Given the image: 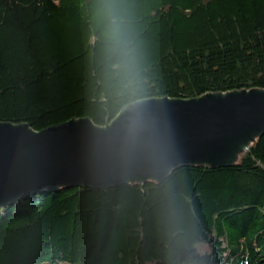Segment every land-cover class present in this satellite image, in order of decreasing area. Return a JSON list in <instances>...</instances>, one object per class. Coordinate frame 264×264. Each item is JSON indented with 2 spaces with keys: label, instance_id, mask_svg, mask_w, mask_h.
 <instances>
[{
  "label": "trees",
  "instance_id": "1",
  "mask_svg": "<svg viewBox=\"0 0 264 264\" xmlns=\"http://www.w3.org/2000/svg\"><path fill=\"white\" fill-rule=\"evenodd\" d=\"M264 89V0H0V121L107 125L143 98ZM0 264H264V132L232 163L0 206Z\"/></svg>",
  "mask_w": 264,
  "mask_h": 264
},
{
  "label": "water",
  "instance_id": "2",
  "mask_svg": "<svg viewBox=\"0 0 264 264\" xmlns=\"http://www.w3.org/2000/svg\"><path fill=\"white\" fill-rule=\"evenodd\" d=\"M252 132H264V89L143 98L104 126L88 117L40 130L0 121V206L46 189L113 187L161 180L186 164H232L242 152L234 158L230 144Z\"/></svg>",
  "mask_w": 264,
  "mask_h": 264
},
{
  "label": "bare ground",
  "instance_id": "3",
  "mask_svg": "<svg viewBox=\"0 0 264 264\" xmlns=\"http://www.w3.org/2000/svg\"><path fill=\"white\" fill-rule=\"evenodd\" d=\"M248 144H249V135L242 136L241 138H239L238 140L230 144L228 153L234 152V151H241Z\"/></svg>",
  "mask_w": 264,
  "mask_h": 264
},
{
  "label": "rangeland",
  "instance_id": "4",
  "mask_svg": "<svg viewBox=\"0 0 264 264\" xmlns=\"http://www.w3.org/2000/svg\"><path fill=\"white\" fill-rule=\"evenodd\" d=\"M247 91H249L250 89H246ZM256 136H257V133L256 132H252L250 135H249V141L251 142H253V140L256 138ZM249 142V143H250ZM244 151V150H243ZM243 151H236V152H234L232 155H233V157L234 158H236L241 152H243Z\"/></svg>",
  "mask_w": 264,
  "mask_h": 264
}]
</instances>
